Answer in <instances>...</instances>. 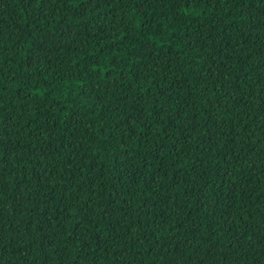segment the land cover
<instances>
[{
  "label": "trees",
  "instance_id": "trees-1",
  "mask_svg": "<svg viewBox=\"0 0 264 264\" xmlns=\"http://www.w3.org/2000/svg\"><path fill=\"white\" fill-rule=\"evenodd\" d=\"M0 264H264V0H0Z\"/></svg>",
  "mask_w": 264,
  "mask_h": 264
}]
</instances>
